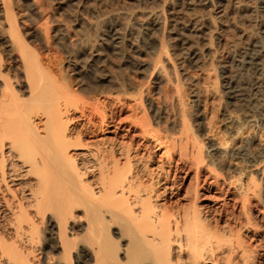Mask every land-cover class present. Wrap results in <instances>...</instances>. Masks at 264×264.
Returning <instances> with one entry per match:
<instances>
[{
	"label": "bare ground",
	"instance_id": "1",
	"mask_svg": "<svg viewBox=\"0 0 264 264\" xmlns=\"http://www.w3.org/2000/svg\"><path fill=\"white\" fill-rule=\"evenodd\" d=\"M46 1L78 30L59 58L33 46L65 37L49 4L0 0V264H255L239 227L198 206L196 185L184 204H159L168 173L155 176L149 153L138 158L126 142L95 133L113 121L112 104L136 98L109 70L148 71L155 92L176 103L180 127L159 136L161 112L146 100L134 117L142 134L165 142L177 169L194 167V184L202 164L220 172L230 160L226 179L242 208L264 198V147H253L264 136V0ZM228 59L253 76L224 82L239 114L208 138L216 115L203 122L184 68L210 72Z\"/></svg>",
	"mask_w": 264,
	"mask_h": 264
},
{
	"label": "rangeland",
	"instance_id": "2",
	"mask_svg": "<svg viewBox=\"0 0 264 264\" xmlns=\"http://www.w3.org/2000/svg\"><path fill=\"white\" fill-rule=\"evenodd\" d=\"M44 2L50 5L47 11H49L54 19L65 24L66 33L64 39L60 41V43H54V40L52 38L49 39V43L47 44V46L42 45L38 42H33V46L35 47V50H37L42 55L46 54L50 50L51 52H54V54L59 58L62 56V51L64 49V47L61 45H69L70 42L72 43V41L77 40V26L73 21H67V17H65V15H62L57 10V5L54 2H49L46 0H44ZM80 14H82V16L84 17L87 16L86 14H84V12H80ZM236 59L238 60V57ZM77 64V61L71 62L70 69L73 68L72 66H76ZM224 65V67H220L222 66L220 65L214 71L210 72L206 70L198 71L197 69L195 70L194 68L188 66H185L184 68L187 75L192 80V85L189 92H191V95H195L193 97L191 96L189 100L192 101L195 99L197 101V109H199V112H201V114L203 115V122H206V119L209 116H212L213 112L216 115V118L214 120H217V123L214 121V123L216 124L213 125L212 123V128L209 126L211 130L213 129L214 131H212V135L210 134L211 130H208L210 128H205L207 130H203L204 136L205 133L209 131L207 132L208 135L206 134L205 136L208 138H210L214 134L218 135L217 133H222V130H224V127L226 126L225 123H227V119L222 120V118L226 117V115L237 116L239 114L238 103L234 98L232 99L227 96V93H225L227 90H225L224 82L228 79L233 80L235 78L250 80L253 76L252 68H247L249 70L251 69L250 71L246 68H241L240 66L236 68L232 65V62H229V59L224 63ZM104 68H101V70H106ZM112 70L113 69L109 70L110 73L120 80L121 86L123 84L124 87H122L123 89L127 90L128 95L135 93V97L137 98V100L139 99V97H141V99L140 102H137L135 100L136 98L130 96V103H126L123 106L112 104V110H114L113 121L110 123V125H106L104 126L105 128L98 130L95 133L96 138H106L109 141L111 139V141L117 142L123 141L122 143L126 142V145L129 144L132 150L136 151V153H133V155L137 154L136 156L143 154L142 152H144V154H150V157L152 159H150L149 161H147L148 163H146L149 170H154V172H152L154 175L158 172H160L159 175H162L164 173L166 175L168 173L167 176L171 178L169 179L167 177L168 180L166 183H164L167 187L161 189L163 185H159V191L162 190V192L159 193V204L163 203L173 206L184 204V202L186 201V190L188 191L192 187L194 188V186L196 185L197 188H195L198 193V199L196 200V202L198 203V206L202 208L205 214L208 213V216H210L212 220L215 219L221 222H223L224 220L229 222L231 221L230 223L232 227H235L236 230L239 227L238 230H240L238 232L242 238L243 246L247 251H251L253 256L256 255L254 263L264 264V198L260 197L261 199H257L253 196L252 198H250L247 204L252 206L249 207L246 205V208H242V205H240L241 200L239 198V194L237 193L236 189H234L232 185L228 183L229 180L226 179L230 171V169L227 168V165L230 162L233 163V161L230 160L229 162L228 160L225 161L220 166L221 173L217 171L214 172V169L211 170V168L208 167L205 168L204 164H202V172L200 173L201 175L199 174V177L195 179L196 183L194 184V178H196L194 175V167L190 168L191 171L184 168L177 169L178 166L182 164V162L177 159V155H174L176 153L169 151L172 152L170 154L174 153V160H172V158L167 159V157H169L168 155L170 154H167L168 152H165V142H154L151 136H145L144 134H142V124L140 123L141 120H138L136 118L134 119L135 115L138 116L139 113H142V107H145V104L143 103H145L146 100H150L151 103H153L155 107L159 109L158 112H161V116L159 115L160 119H155V121H153L154 128H156V130H159V136H170L171 132H174L173 134H176L175 132H177V130H179L178 127H180V114L176 103L172 102L168 96L166 97L164 91H159V93L155 92L156 90L153 86L154 84L152 75L149 77L150 72L148 73V71H146L145 73V71H142L141 73V71L135 70V68L131 67V65H127L126 68L124 67V69L121 68L117 71L115 70V72L114 70ZM69 74H72L71 70H69ZM221 74L223 77L220 76ZM122 81H125L126 83ZM133 101H136L137 104L135 105L137 106L131 103ZM141 102L142 104H140ZM189 110L191 114L194 112L191 106H189ZM191 110L193 112H191ZM106 112L109 113V111ZM145 112L146 114H148L146 110ZM190 120L191 122H193V125H196L198 123L193 116ZM260 136L257 135V137L255 138L256 140H254L253 147L255 150L264 147V136L262 135L263 137L261 136V138ZM142 160L144 161V158ZM262 177L264 181V175ZM172 182L173 185H171ZM190 184L191 188L189 186ZM247 217L249 218V220L246 219ZM40 226L43 227V229L41 227V230H46V226L44 223ZM112 228L113 230H116L115 226ZM40 234V237L44 236L42 233ZM41 243L42 240L39 245L43 246V244Z\"/></svg>",
	"mask_w": 264,
	"mask_h": 264
}]
</instances>
